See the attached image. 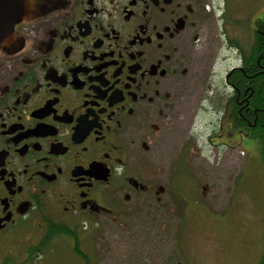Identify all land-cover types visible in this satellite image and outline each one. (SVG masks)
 <instances>
[{
    "label": "flooded vegetation",
    "instance_id": "af4514ba",
    "mask_svg": "<svg viewBox=\"0 0 264 264\" xmlns=\"http://www.w3.org/2000/svg\"><path fill=\"white\" fill-rule=\"evenodd\" d=\"M42 1L49 10L17 23L15 42L0 48V264H24L56 234L92 231L102 217L126 222L149 203L169 220L183 207L202 218L183 205L198 188L177 117L206 79L214 110L205 139L232 156L264 147V13L243 27L246 54L238 0ZM222 42L239 64L220 88L210 67ZM255 74L253 92L239 77ZM241 256L264 260L256 241Z\"/></svg>",
    "mask_w": 264,
    "mask_h": 264
},
{
    "label": "rangeland",
    "instance_id": "374dc122",
    "mask_svg": "<svg viewBox=\"0 0 264 264\" xmlns=\"http://www.w3.org/2000/svg\"><path fill=\"white\" fill-rule=\"evenodd\" d=\"M238 1L239 10L244 9L242 17H246L239 24L242 26V30L238 29L239 44L248 54L250 32L243 27H249L256 16L264 13L254 14L264 7V0ZM226 22L233 26L227 17ZM231 36L229 43L233 45L231 40L237 35L232 33ZM229 43L222 42L210 67L214 74L211 83L220 88L227 69L239 64L235 47L230 48ZM195 91L187 100L188 113L187 110L179 112L174 128L180 133L179 142H189L190 152L186 158L198 188V192L190 190V197H186L187 203L183 205L201 214L202 218L188 215L183 207L177 208L181 210L180 217L177 215L169 220L167 213L149 203L148 208L132 214L126 222L117 224L102 217L92 231H76L70 237L56 234L40 256L34 252L26 257L24 253L22 262L86 264L85 259L75 253L74 246L87 255L88 264H255L251 263V258L241 256V252L246 242L248 245L256 241L261 256L264 255V147L260 144L257 149L238 147L232 156L212 146L213 143L205 139L206 123L212 120L214 110L210 103L214 97L211 86L205 79L196 83ZM192 135L198 141L191 140ZM163 152L161 163L168 166L172 146L164 148ZM185 190L183 188V192ZM199 193L203 202L210 206L194 202Z\"/></svg>",
    "mask_w": 264,
    "mask_h": 264
},
{
    "label": "water",
    "instance_id": "95a60500",
    "mask_svg": "<svg viewBox=\"0 0 264 264\" xmlns=\"http://www.w3.org/2000/svg\"><path fill=\"white\" fill-rule=\"evenodd\" d=\"M49 4L42 0H0V48L10 47L15 42V24L44 15Z\"/></svg>",
    "mask_w": 264,
    "mask_h": 264
},
{
    "label": "trees",
    "instance_id": "16d2710c",
    "mask_svg": "<svg viewBox=\"0 0 264 264\" xmlns=\"http://www.w3.org/2000/svg\"><path fill=\"white\" fill-rule=\"evenodd\" d=\"M255 56H256V55H254L253 59H255ZM255 67H256V65H255ZM256 68H257V67H256ZM257 69H258V68H257ZM257 69H256V70H257ZM256 70H254V72H256ZM248 74L251 75L252 72H249ZM258 74H261V73H258ZM258 74H255L252 78H243V76H240L239 78L248 80L249 83L251 84V86H252V90H253V92H254V90H255V88H254V86H255L254 80L257 79V77H258L257 75H258ZM263 74H264V72H263ZM241 81H242V80H241ZM253 84H254V86H253ZM258 102H259V99H258L257 97H256V98H252V99H251V104H250V105H252L253 107H254V106H258V105H259ZM47 242H48V241H47ZM32 253H34V252L32 251L31 254H32ZM76 253H79V254L82 256V259H85V263L88 264V263H87V258H86L87 255L81 254V252H79L78 249H76ZM260 264H264V260L261 261Z\"/></svg>",
    "mask_w": 264,
    "mask_h": 264
}]
</instances>
